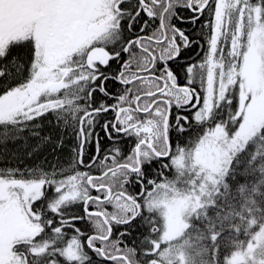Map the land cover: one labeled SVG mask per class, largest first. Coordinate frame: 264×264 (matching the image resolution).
<instances>
[{"label":"snow or ice","instance_id":"snow-or-ice-1","mask_svg":"<svg viewBox=\"0 0 264 264\" xmlns=\"http://www.w3.org/2000/svg\"><path fill=\"white\" fill-rule=\"evenodd\" d=\"M0 146V264H264V0H0Z\"/></svg>","mask_w":264,"mask_h":264},{"label":"trees","instance_id":"trees-1","mask_svg":"<svg viewBox=\"0 0 264 264\" xmlns=\"http://www.w3.org/2000/svg\"><path fill=\"white\" fill-rule=\"evenodd\" d=\"M177 26L180 27L178 22ZM197 27H199V24L197 25ZM190 31H193V29H191ZM41 135L51 136L52 141L50 143L42 144L39 149L33 153V155L24 156L20 161H16L14 159L11 161V163L20 167L42 166L46 170H50L55 165L64 164L66 162L65 159L69 158L68 152L71 147L69 139L67 137H64L63 133L53 124L47 122H45L44 124V129L41 132ZM59 138H64V147H56V143L58 142ZM36 143L37 141L35 140V138L29 141V145L31 146H34ZM0 148H3V146H0ZM7 149L9 153H13L19 156H23V153L25 151H31V147L22 145V143L19 141L15 144L9 142L7 145ZM88 151L89 153H91V147H89ZM156 167L157 166L154 165V169ZM130 191H134V189H130ZM109 211H111V208H109ZM140 232L141 229H135L132 233V237L135 238L137 242L143 238L142 236H140ZM129 246H133L131 242Z\"/></svg>","mask_w":264,"mask_h":264},{"label":"flooded vegetation","instance_id":"flooded-vegetation-1","mask_svg":"<svg viewBox=\"0 0 264 264\" xmlns=\"http://www.w3.org/2000/svg\"><path fill=\"white\" fill-rule=\"evenodd\" d=\"M183 15L188 16L189 13L188 12H184ZM178 23H179L180 27H182L183 29L186 30V33L192 29L191 25L188 24V23H180V22H178Z\"/></svg>","mask_w":264,"mask_h":264},{"label":"rangeland","instance_id":"rangeland-1","mask_svg":"<svg viewBox=\"0 0 264 264\" xmlns=\"http://www.w3.org/2000/svg\"><path fill=\"white\" fill-rule=\"evenodd\" d=\"M65 161H67V159H65Z\"/></svg>","mask_w":264,"mask_h":264}]
</instances>
